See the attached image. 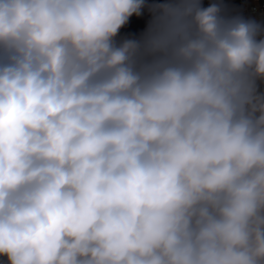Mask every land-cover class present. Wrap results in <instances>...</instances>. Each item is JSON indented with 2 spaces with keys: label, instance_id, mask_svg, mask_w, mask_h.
Here are the masks:
<instances>
[{
  "label": "clouds",
  "instance_id": "9594fccd",
  "mask_svg": "<svg viewBox=\"0 0 264 264\" xmlns=\"http://www.w3.org/2000/svg\"><path fill=\"white\" fill-rule=\"evenodd\" d=\"M230 7L0 0V264H264V21Z\"/></svg>",
  "mask_w": 264,
  "mask_h": 264
},
{
  "label": "built area",
  "instance_id": "2783aa9c",
  "mask_svg": "<svg viewBox=\"0 0 264 264\" xmlns=\"http://www.w3.org/2000/svg\"><path fill=\"white\" fill-rule=\"evenodd\" d=\"M234 15H242L248 19L264 21V0H225ZM144 28L138 29H122L121 36H139Z\"/></svg>",
  "mask_w": 264,
  "mask_h": 264
},
{
  "label": "crops",
  "instance_id": "0c3cea01",
  "mask_svg": "<svg viewBox=\"0 0 264 264\" xmlns=\"http://www.w3.org/2000/svg\"><path fill=\"white\" fill-rule=\"evenodd\" d=\"M148 18L149 17L145 15H142L139 18L132 17L129 24L125 28L130 29V30L144 28L147 23Z\"/></svg>",
  "mask_w": 264,
  "mask_h": 264
},
{
  "label": "trees",
  "instance_id": "16d2710c",
  "mask_svg": "<svg viewBox=\"0 0 264 264\" xmlns=\"http://www.w3.org/2000/svg\"><path fill=\"white\" fill-rule=\"evenodd\" d=\"M224 2L226 3V1L224 0ZM229 12L230 14H233L232 10L229 8ZM145 16H148L147 12L144 13ZM234 15V14H233Z\"/></svg>",
  "mask_w": 264,
  "mask_h": 264
}]
</instances>
